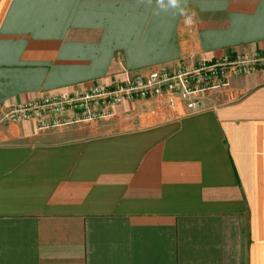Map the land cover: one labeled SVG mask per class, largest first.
Listing matches in <instances>:
<instances>
[{
	"label": "crops",
	"instance_id": "obj_1",
	"mask_svg": "<svg viewBox=\"0 0 264 264\" xmlns=\"http://www.w3.org/2000/svg\"><path fill=\"white\" fill-rule=\"evenodd\" d=\"M264 54V0H0V264H264V63L166 94L3 117L42 94ZM93 108V107H92Z\"/></svg>",
	"mask_w": 264,
	"mask_h": 264
},
{
	"label": "built area",
	"instance_id": "obj_2",
	"mask_svg": "<svg viewBox=\"0 0 264 264\" xmlns=\"http://www.w3.org/2000/svg\"><path fill=\"white\" fill-rule=\"evenodd\" d=\"M258 63H264V54L255 50L244 52L236 58L222 56L212 63H201L192 67L178 65L170 71L165 68L150 70L116 82L112 87L97 83L88 90H75L71 94H42L26 102L15 101L5 111L3 118L18 122L49 112L53 118L44 122V125H59L63 121L58 116L63 115L67 107H82L85 110L83 117L92 119L101 115L102 106H113L162 94H166L165 104L170 107L177 100H181L188 109L197 111L201 107L202 94L223 87L229 66L249 72Z\"/></svg>",
	"mask_w": 264,
	"mask_h": 264
},
{
	"label": "clouds",
	"instance_id": "obj_3",
	"mask_svg": "<svg viewBox=\"0 0 264 264\" xmlns=\"http://www.w3.org/2000/svg\"><path fill=\"white\" fill-rule=\"evenodd\" d=\"M146 2L149 5L153 4V0H146ZM154 10L156 14L171 12L184 16L186 12V0H154Z\"/></svg>",
	"mask_w": 264,
	"mask_h": 264
}]
</instances>
